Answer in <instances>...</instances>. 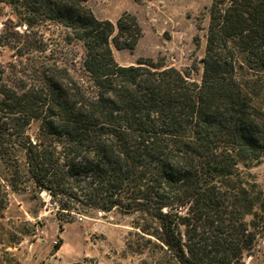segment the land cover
Instances as JSON below:
<instances>
[{
  "label": "trees",
  "instance_id": "1",
  "mask_svg": "<svg viewBox=\"0 0 264 264\" xmlns=\"http://www.w3.org/2000/svg\"><path fill=\"white\" fill-rule=\"evenodd\" d=\"M4 1L28 29L21 59L0 62L1 195L28 181L60 214L141 212L176 264L253 256L264 194L240 165L264 162V0L212 1L200 81L120 65L112 47L133 50L142 36L132 15L114 24L88 0ZM51 23L65 44H82L85 81L44 54L40 28Z\"/></svg>",
  "mask_w": 264,
  "mask_h": 264
},
{
  "label": "rangeland",
  "instance_id": "2",
  "mask_svg": "<svg viewBox=\"0 0 264 264\" xmlns=\"http://www.w3.org/2000/svg\"><path fill=\"white\" fill-rule=\"evenodd\" d=\"M212 1L88 0L87 7L97 18L114 24L125 14L137 19L142 36L135 48L112 47L120 65L153 62L200 81ZM25 19L14 5L0 2V62L4 65L21 59L18 33L27 35ZM47 26L40 28L47 43L44 54L85 81L82 44H65L54 24ZM240 168L245 181L264 194V162ZM4 189L0 192V199L6 197L5 210L0 212V264H176L161 241L158 222L141 212L60 214L57 202L28 181L19 190ZM243 264H264V239L258 240L254 255H246Z\"/></svg>",
  "mask_w": 264,
  "mask_h": 264
},
{
  "label": "built area",
  "instance_id": "3",
  "mask_svg": "<svg viewBox=\"0 0 264 264\" xmlns=\"http://www.w3.org/2000/svg\"><path fill=\"white\" fill-rule=\"evenodd\" d=\"M57 244V243H56Z\"/></svg>",
  "mask_w": 264,
  "mask_h": 264
}]
</instances>
